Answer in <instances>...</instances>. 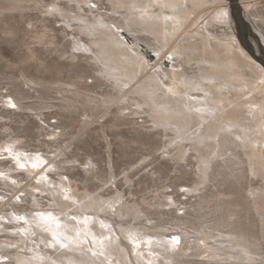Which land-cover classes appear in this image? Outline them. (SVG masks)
Instances as JSON below:
<instances>
[{"label":"rangeland","instance_id":"obj_1","mask_svg":"<svg viewBox=\"0 0 264 264\" xmlns=\"http://www.w3.org/2000/svg\"><path fill=\"white\" fill-rule=\"evenodd\" d=\"M40 1H43L42 4L44 7L40 8V10L32 6L21 9L19 7L20 5H24V3L18 2L16 3V9L0 12V171L2 172H0V209H5L4 211L0 210V213L2 212V214H0V219L2 220L1 217H4L0 223L2 222V224L5 223L6 225V227L0 225V245L4 244L5 246L3 247H6L3 248L2 245L0 246V257L4 253H14V250H23V252H27L25 248L28 244H32L31 240L37 235L42 236V234H44L43 236L49 237L48 239H53L52 247L48 245L47 247L49 249H45L49 254L54 250V253L51 254L53 258H56L55 256L57 254L55 255V253H57L56 250H58L59 247V252L64 248L65 250L68 249L66 252H58V255L67 254L69 245L70 247L73 245L77 246L74 244L75 241L80 242L81 244H79L82 245V248H84V246L87 247L84 249V252L87 251L86 253H88L90 250L88 255L92 257L98 255L102 258H104V252L107 251L106 254H109L107 250L109 246L115 247V244H122L121 242H123L130 246V248L134 246L131 248L132 251L135 249L134 252L140 251V249L143 250L144 253H146V255L144 253V255L142 254V256H146L144 260L145 264H157L158 260L159 264L160 261L162 264H166V261L162 260V253L164 254V251H159L157 243H161L160 245L168 247V250L172 252L173 250H178L180 240L175 242L174 240L176 238L172 237L171 239L168 238L169 242L167 239H162L163 241L161 239L159 241L153 239L154 241H152V239L149 238L145 239L142 234L143 232L135 233L138 237L135 238L136 235L130 232V228L133 225H136L137 228L143 226L151 228L152 226L155 227L157 224H160L159 226L161 227L172 226V224L175 223L174 218L176 216L196 222V216L199 213L189 207L192 203H196L197 200H199V192L194 194L191 192L190 194V192H186V190L189 191L187 188L194 187L202 189L204 192H200L201 195H217L220 191H232L233 181L226 176L223 178L224 175L228 173V169L215 165L216 161H213V166L212 163L210 164L211 167L209 166V172H213L214 175H211L210 179L206 181L201 180L200 176L196 173L197 168L195 164L197 163V159L195 156L197 152L193 150L192 142L190 140H185L183 141V145L182 143L179 144L181 147H179V145L175 146L174 142L172 143L174 145L170 144L168 140L170 136L167 137L164 134L172 133V131L164 133L161 127L158 128L154 126L152 119L142 110L140 111L141 113L137 115L134 114L133 117H130L129 115L127 116V114H130L131 110L117 111L115 106L113 107L115 110L113 108H111V110L118 113L115 117H117V119L119 117L121 118L119 119L121 126L113 127L114 129H112V127L109 128V124H107L104 130L101 128V123L107 122L110 118L109 115L100 118L102 110L106 107V105L102 104V96L105 93H116L118 85H123V90H127L131 85H134L137 78L140 77L141 73H138V77L136 79L133 78V73L139 68L138 65L143 66L144 70L141 72L146 74V70H149V68H147L149 67L148 64L154 62V59L150 61L151 59L148 58V61H145L141 57L132 54L125 37L123 35H117L118 30L113 22L120 21L124 27L126 26L125 29H120V31L127 34V28L130 22L136 25L145 22L157 24L159 23V19H157L154 14L152 15V13L150 16L140 15L141 13L138 11L130 13L127 3H118L120 0H93L94 3L91 2L92 0H90V2L89 0ZM4 2L11 5L15 3L13 0H0V5H6ZM28 2L25 1L27 5H31V2L29 4ZM52 2L65 4L73 10L72 14L70 13L66 16H60L57 13L51 14V12L47 11L46 5ZM250 2L251 6H253V16L258 20V27L264 34V0H250ZM72 4L76 5H74L75 8ZM90 7H92L93 10L92 8L90 9ZM74 11L82 15L79 17L80 14L78 13L77 15L76 12V14L73 15ZM92 11L94 13H92ZM99 13L100 15H98ZM216 13L217 11L210 9L208 12L201 15L200 18L197 19L196 27L194 28H198L197 25L205 26L208 24L211 15L216 18L213 24L214 22L217 24L220 23L218 18L219 14ZM104 14L107 16L103 19ZM85 15L89 17L92 16L91 21H104L105 23L107 17L111 21L106 19L108 23L106 21L105 25L101 23L96 27H90L89 31H82L80 26L91 24V21L85 22V20H88L85 18ZM97 15L98 17H94ZM182 15L183 14H181V17ZM219 26L218 24L214 28L211 26L209 28L212 31L215 29L216 34H220L222 28ZM78 35L80 36L78 37ZM194 35H196V33ZM44 37H46L47 40H41ZM196 37L198 36L196 35ZM198 38L200 39V36ZM91 39L92 42H90ZM187 46L188 45H186V47ZM195 47L199 52L193 57V63L196 60H203L206 64H212L213 66L218 63H226L232 57V55L225 54L224 45L215 52H212L210 47H205L201 43H197ZM83 48L85 49L83 50ZM72 54L76 55L77 58L73 57ZM90 56L91 59L89 58ZM190 66L192 68L197 67L196 65ZM190 66L188 65V67ZM221 68L224 71L223 66ZM209 72L216 75L221 73L219 68L218 70L212 69ZM151 73H153V71ZM184 78H186L185 75L179 73L175 81L167 83L166 80L168 79L166 78L160 80L157 76H154L153 80L151 75H147L146 78L140 82L142 85L140 83L135 85L131 89V93L139 97V95H142L144 89L147 91L148 87H150V91L155 97L164 99L173 98V101L178 100L185 102L184 91L186 90L183 84H181L184 82ZM124 79H127L128 83L127 80ZM187 79H193L195 83L203 82L202 85L213 94H218L220 92V85L216 83L212 82L211 84V82L208 83V81L201 82L200 78L193 77ZM73 84L79 85V87L76 85V88H78L82 94L80 92V95H78V92L73 93L76 92ZM139 85L140 87H138ZM176 90H178V92ZM75 94L77 96H75ZM69 95L78 97L79 99L82 98L80 101L79 99L74 100L79 101L78 104L80 107L83 105L81 104L82 101H84L83 99H86L83 102L84 105L86 101H88L86 103L87 105H85V109L84 107L81 109L83 113L79 110L82 114L79 111H74V113L68 109H64L65 103L63 104L64 101L60 100V98L62 99V96L63 98H70L71 96ZM87 95H91L90 97L88 96L90 100H88L89 98ZM92 96L96 97V100H93L91 98ZM244 96L246 97L243 99ZM252 97L253 96L240 93L239 99L235 102L230 104L224 103L226 115H235L237 119L242 117L241 119H244V121L250 116L249 120L247 119V122H245L248 126L254 124L255 122L252 116L247 115L249 114L248 103L250 99H253ZM254 97L257 101L262 99L261 95H255ZM12 98L18 99L22 106L20 105L18 107L17 105H13L11 103ZM73 99L74 98L71 100ZM90 103H94L95 107L99 108L92 109L94 105ZM98 103H101L99 105L102 106L97 105ZM88 108V112H90L85 113V115L84 112ZM93 110H95V112ZM92 111L93 113H91ZM124 113L127 118L124 116ZM89 114H91V117ZM94 114H98L100 117L97 118ZM92 117H96L97 120L99 119L98 122L91 124L86 130L87 132L80 133L78 129L80 123L77 122L84 119L93 120L94 118ZM241 119L240 121H242ZM119 134H122L123 137ZM201 134H205V131ZM199 135L200 134H197V136ZM125 141L127 143H124ZM184 144L186 145L185 148L182 147ZM166 145L170 148V153H164V151H166L164 146ZM198 152L201 155H205L208 149L205 148L204 145H201L198 147ZM194 153L195 156L191 158V154ZM256 155L257 157L259 155V157L256 158V166L259 169V175L249 178V183L252 188L260 190L259 185L264 183V163H262V155ZM45 157L46 160L44 161ZM18 158H20V161ZM21 158L24 161H22ZM197 158L199 159V155ZM48 159H54V162L59 165V168L52 169L51 171H49V168H46L45 171L48 174L47 178L46 176H44V178L47 180L45 182L43 178L40 182L38 179L41 177L36 176V173L46 167L48 164L47 162H49ZM22 162L25 164L23 165ZM16 163H18L17 166ZM24 166H26V168ZM12 167L16 168L11 172L10 168L13 169ZM26 169L32 170L33 173H27ZM194 171L196 172L194 173ZM8 172L10 173L8 174ZM7 176H10L11 179ZM214 177H216V179ZM222 183H224V185ZM214 184H216V187ZM216 188L219 191L216 192ZM220 188L223 189L221 190ZM5 196H8V199L11 198V205L6 207L3 206L4 201L8 200ZM3 197L5 198L3 199ZM32 197H34V199ZM174 200L178 201L177 204L179 205H173ZM38 201L40 203H38ZM181 202L184 204L181 205ZM122 203H124V205ZM12 204L15 211H18L16 212L19 214V217L13 214ZM178 206H181L182 209L179 212L176 210ZM41 213H43V215H41ZM71 213L75 214V217ZM28 214L29 216L31 215V218ZM64 215L73 216L71 217L72 219L70 217L69 219L78 224L81 223L79 224L82 227L81 230H76V232L74 231L75 229L70 230L69 228L63 231L64 224L60 222V219L61 217L63 218ZM90 215H92V217ZM81 216L86 217L81 218ZM95 217L96 220L94 219ZM99 217L110 218L112 219V223H106V225ZM86 218L87 220L85 221ZM77 220L79 221L77 222ZM31 221H33V223ZM30 222L32 224H30ZM20 223H22V225ZM116 224L117 226H115ZM18 225L23 227L29 225L30 231L29 229L22 231L19 227L17 228ZM2 226L6 228V231H3ZM38 226H43L44 229L43 227L38 228ZM52 226H55L54 229ZM92 226L97 227L96 233L91 230ZM108 226L111 228V231ZM112 226H114V229ZM49 228L51 231L54 230L55 233L57 232L58 236L54 234V231H52L53 235H51ZM45 229L48 230L45 231ZM126 229H129V234H126L128 233ZM32 230L40 231L36 233V231ZM152 230L156 231V229H150L149 232H147V230L146 233H151ZM101 232L104 233V236L102 235L103 237L101 236ZM108 232L110 233L107 234ZM83 233L86 235L84 236ZM18 234L21 237L23 234L27 244L25 241L22 242L20 240ZM68 234L70 236H68ZM96 234L97 237H100L95 238ZM165 234L169 235L170 233ZM125 235L128 236V238L125 237ZM130 235H133V237H130ZM82 236L84 238H82ZM17 238H19V240ZM28 238H30V240ZM104 240L105 244L103 243ZM19 241L20 243H18ZM66 242H68V244H66ZM151 242L152 244L153 242L155 243L152 245ZM147 243H149V245H147ZM14 244L16 245L14 246ZM54 244L58 246L57 248L55 247L56 250L53 248ZM90 244H92V246H90ZM107 244L110 245L107 247ZM22 245H24V248ZM35 247L34 250L36 249L35 251H37L38 247ZM50 248L53 250H50ZM153 248L157 250L154 255L151 252ZM201 251L202 250L190 251L188 254L192 256L189 255L183 259L187 264H212L206 260V254L197 256ZM134 252L131 254L132 256H135ZM157 252L162 256L156 255ZM68 253H70V251ZM113 253L119 256H116V261H114L115 255H108V259H110L108 260L110 263L107 262L108 264H126V262L130 264L129 256L124 258L125 255H122L120 249L118 251V249L115 248ZM148 254L151 257H149ZM83 256L86 257L85 254ZM112 257L114 258L111 259ZM157 257L162 259L160 260L158 258L156 262L154 258ZM119 261H121V263ZM1 262L12 263V261L8 259L4 261L0 259V264ZM171 264H173V262H171Z\"/></svg>","mask_w":264,"mask_h":264},{"label":"bare ground","instance_id":"obj_2","mask_svg":"<svg viewBox=\"0 0 264 264\" xmlns=\"http://www.w3.org/2000/svg\"><path fill=\"white\" fill-rule=\"evenodd\" d=\"M1 1H3V0H1ZM13 1L15 3L14 2H11V3H14L15 5L14 4H12V5L6 4L5 2L4 3L6 5H4V4L0 5V12H4V11L6 12L8 10L12 11V9H16V3H18V2L24 3V5H20L19 8H21V9L28 8L29 6L35 7L36 9H39V10H40V8H44L43 4H42L43 1L41 2L40 0H13ZM25 1H27V2L30 1L31 5H27L25 3ZM6 2H8V1H6ZM30 2H28V4ZM89 2H90V0H89ZM91 2H93V0ZM118 3H121V4L127 3L128 7H129L128 11L130 13H134V12L138 11L141 13L140 15H145V16H147V15L150 16V14L152 13V15L154 14L155 17L157 19H159V23H157V24L145 22V23L136 25L133 22H130V25L128 24L127 34L123 31H120V29L121 30H123V28L125 29L126 26L124 27V25L120 21L113 22L115 24L117 30H118L117 35L118 36L123 35L125 37L127 43L129 44V50L132 54H134L137 57H141L145 61H148L147 60L148 58L151 59L150 61H152V59H154V62L152 64L147 63L149 65V67H147L145 65L147 68H149V70L146 68L147 69L145 72L146 74L142 73L143 72L142 70H144L143 66L138 65L139 68H138V70H136L133 73V78L136 79L138 77L137 76L138 73H141L140 77L137 78L136 83L134 85H131L130 88H128L127 90H125V91L123 90V85H118V89H117L116 93H105L102 96V99H101L102 104L106 105V107L102 110L101 117L98 114L97 115L94 114V115L97 116V118L98 117L103 118L105 115H107V116L109 115L110 118L107 120V122L101 123V128L104 130L107 127V124H109V128L112 127V129H114L113 127L121 126L119 123V119H121V118L119 117L117 119V117H115L118 113L113 112L111 110V108H113L115 106L117 108V111H119V110H131V113L127 114V116L129 115L130 117H133L134 114L137 115V114L141 113L140 111L142 110L144 113H147L148 116L152 119L154 126H156L158 128L161 127L163 129L164 133H166L168 131H172V133L164 134L167 137L170 136V138H168L170 144H172L174 142L175 146H177L181 143L183 145V141H185V140H190L192 142L193 150L195 152H197L198 154L196 153V156H195V153H194V154H191V156L190 155L189 156L191 158H193L195 156V158L197 159V163L195 164L196 168H197V172L194 171V173L196 172L200 176L201 180L206 181V180L210 179L211 175H214L213 172H209V166L211 163L213 166V161H216L215 165L222 166V167L228 169V173L225 174L223 178H225V176H226L227 178L232 179L231 181H233L232 191H223V192L220 191L217 195H205V194L201 195L200 192L201 193L204 192V191H202V189H198V188H194V187H190V188L188 187L187 188V189H189V191L186 190L187 193L190 192V194H191V192H192L194 194V193L199 192V194H198L199 200H197L196 203H192L189 207L190 209H194L196 212L199 213L196 216V219H197L196 222L190 221L187 219H183L182 217L176 216L174 218L172 216L174 218V221H175V223L172 224V226H162L161 227V226H159L160 224L159 225L157 224L158 226L157 225L155 227L152 226L151 228H148L147 226L137 228L136 225L135 226L133 225L132 227L130 226L131 227L130 232L132 234H135L137 232H141V233L143 232L142 233L143 237L145 239L146 238L152 239V241H154V240L159 241L160 239L161 240L162 239L168 240V238L171 239L172 237L176 238L174 240L175 242H177V240L178 241L180 240L178 250L177 251L171 250L172 252H170L168 250V247H164V245L163 246L160 245L161 243L160 244L157 243V248H159L160 252H161V250L164 251V254L162 253V255H163L162 256L159 252H157L156 255L157 254H158V256L161 255L163 258V259L162 258L161 259L166 261V264H171V262H173V264H187L183 258L188 257L190 255V254H188V252L198 251V250H202V251L200 253H198L197 256H200L202 254H206V260L208 262H211L212 264H264V241H263V237H264V235H263V233H264V183L262 185H259L260 190H258V189L256 190V188H252L251 184L249 183V178H253V177H256L259 175V169L256 166V158H258L259 155L257 157L256 154L262 155L261 156L262 158L261 157L260 158L262 159V163H264L263 162L264 161V69L258 63H256L240 46L239 41L237 40V38L235 36L233 24H232V21L230 19L228 2L226 0H120V1H118ZM239 3L244 10V15H245L248 23L258 33V35L261 38L262 43L264 44V34H263V31L258 27V24H259L258 20L253 16V13H252L253 6H251L250 0H239ZM74 5H73V7H74ZM46 7H47V11L51 12V14L57 13L60 16H66L67 14H70V13L72 14V12H73V10L70 7H67L65 4H62V3H55V2L53 3L52 2L49 5H46ZM91 8L92 7H90V9ZM82 9H83V6H82ZM210 9H214L219 14L218 18H219L220 23H218V24L220 25L219 27L222 28V30L219 29L220 34H216L215 29H214V31H212L209 28L210 26L212 28H214L215 26L218 25L216 22H214V24H213V21H215L216 18L212 17V15L210 16L208 24H206L205 26L204 25H202V26L197 25L198 28H196V29L194 28V27H196L195 25H196L197 19H199L201 15L205 14ZM92 10H93V8H92ZM75 12L76 11H74L73 15L76 13L78 15L79 12H76V13ZM92 13H94V12L92 11ZM181 14H183L182 17H181ZM81 15L82 14H80L79 17ZM98 15H100V13ZM98 15L94 16V17H98ZM105 16H107V15L104 14L103 19ZM91 17L85 15V18L88 19L87 21L85 20V22L91 21ZM83 19H84V15H83ZM106 19H108V21L110 20L108 17ZM106 19H105V23L107 21ZM146 19H148V18H146ZM108 21H107V23H108ZM101 23L103 25L104 21L103 22L91 21V24L82 25V26H80V29L82 31L83 30L89 31L90 27H92V28L96 27ZM105 23H104V25H105ZM67 25H68V23H67ZM115 26H113V27H115ZM257 28L260 31H258ZM114 30H115V28H114ZM195 33L198 37L200 36V39L198 37H196V35H194ZM79 36L80 35H78V37ZM40 38H42V37H40ZM120 38H122V37H120ZM44 39H46V37H44L41 40H44ZM80 40H81V37H80ZM48 42H50V41H48ZM90 42H92V39ZM197 43H201L205 47L206 46L210 47L212 52L219 50V48L222 45H224L225 51H226L225 54L226 55H232V57L226 63H223V64L218 63V64H215L213 66H212V64H206L205 62H203V60L202 61L196 60L193 63V57L195 56L196 53L199 52L198 49L195 47V45ZM186 45H188V46L186 47ZM84 49L85 48H83V50ZM117 50H118V48H117ZM201 53H202V51H201ZM72 56L76 57V55H74V54H72ZM89 58L91 59V56ZM218 60H220V59H218ZM110 62H112V61H110ZM218 62H220V61H218ZM127 63H128V61H127ZM131 63H132V61H131ZM129 64H130V62H129ZM188 65L189 66L190 65H196L197 67L192 68L191 66L188 67ZM222 66H223L224 71L221 68ZM116 67H118V66H116ZM218 68L221 71L220 74L216 75L212 72L211 73L209 72L212 69L218 70ZM78 69H80V68H78ZM121 69H123V68H121ZM152 71H153V73H151ZM179 73H183L186 77V78H184V82L182 81L183 83H181V84H183V86L185 87V90H186V91H184L185 92L184 93L185 102L178 101V100L173 101V98L172 99H164V98L155 97L151 93L150 87H148L147 91H145V89H144L142 92V95H139V97L134 96L131 93V89L135 85L139 84L144 78H146L147 75H151L153 80H154V76H157L160 80L166 78L168 80H166V79L165 80L168 83L170 81H175V78L178 76ZM190 77L198 78V79L200 78L201 82L202 81H208V83L211 82V84H212V82L216 83V84L220 85V87H219L220 92L218 94L216 93L217 95L213 94L211 91L207 90L202 85L203 82L202 83H200V82L195 83L193 81V79L192 80L187 79ZM80 78H82V77H80ZM124 80H127V79H124ZM132 81H133V79H132ZM166 81H165V83H166ZM127 83H128V80H127ZM73 85H74V88L76 91L73 93L78 92V95H80L81 92L78 90V88H76L77 84H73ZM218 85H217V87H218ZM77 86L79 87V85H77ZM70 87H72V86H70ZM138 87H140V85ZM68 88H69V86H68ZM176 91L178 92V90H176ZM240 93L253 96L252 97L253 99H250V101L248 103L249 104L248 105L249 106L248 107L249 108V112H248L249 114H247V115L248 116L251 115L252 118L254 119L255 123L251 124L249 126L246 123L247 122L246 120L247 119L249 120L250 116H249V118H247L245 120L246 121L245 122L244 119L243 120L241 119L242 118L241 116H240L241 118L240 117L239 118L242 121H240V119L235 118V115L230 116V115H226V113H225L226 108L224 106L225 105L224 103L230 104V103L235 102L237 99H239L238 97L240 96ZM255 95H261L262 99L260 101H257L254 97ZM66 96H68V95H66ZM66 96H64V97H66ZM69 96H71L74 99L71 100L72 99L71 97L70 98H67V97L63 98V96H62V99L60 98V100L64 101L63 104L65 103V107L63 106L65 110L68 109L71 112H74V111L77 112V111L81 110L83 107L85 109V107H86L85 105H87L86 103L88 101H86L85 105L83 102L86 99H83L84 101H82V103H81L84 106L82 105V107H80L78 102L82 98L79 99L78 97H75V96H77L76 94H75V96H72V95H69ZM88 96L90 97L91 95H87V97ZM245 97L246 96H244L243 99ZM91 98L93 100H96V97H94V96H92ZM76 99L77 100L79 99V101H74ZM88 100H90V98ZM11 103L15 106L17 105L18 107L21 105L19 100L16 98H12ZM90 104H92V103H90ZM99 104H101V103H98L97 105H99ZM92 105H94V103ZM99 106H102V105H99ZM98 108L95 107V105H94V108H92V109H98ZM240 108H241V106H240ZM88 110H89V108L86 109L87 112L85 111L84 114L89 113L90 111L88 112ZM93 111L95 112V110H93ZM93 111L91 113H93ZM81 112H82V110H81ZM71 114H73V113H71ZM131 114H132V116H131ZM89 116L91 117V114H89ZM124 116H126L125 113H124ZM127 116H126V118H127ZM92 118H94V117H92ZM124 119H125V117H124ZM98 120L96 119V117L93 120H87V119H84L81 121L78 120V121H80V122H77V123H80L78 126L80 133L87 132L86 130L88 129V127L95 122L97 123ZM193 129H194V131H193ZM203 131H205V134L202 135L201 133ZM197 134H200V135L197 136ZM119 135L121 136L122 134H119ZM121 137H123V135ZM124 143H127V142L125 141ZM174 144H172V145H174ZM201 145H204L205 148L208 149V152L205 155H201L198 152V147ZM185 146L186 145L184 144V146H182V147L185 148ZM179 147H181V146L179 145ZM164 148L166 149V151H164V153H170V148L168 147V145L164 146ZM11 149H13V148H11ZM10 152H11V150H10ZM184 152H186V151H184ZM15 154H17V153H15ZM198 155H199V159L197 158ZM19 159L20 158H18V160ZM12 160H14V159H12ZM21 160H22V158H21ZM45 160H46V157L44 158V161ZM22 161H24V160H22ZM259 161H261V160H259ZM22 163H23V165L25 164L24 162H22ZM22 163H21V165H22ZM47 163L48 164L46 165L45 168H43L42 170H40L36 173V176L41 177L39 179L37 178L38 181H40V182L43 180L44 176H46V178H47L48 173H46V171H45L46 168H49V171H51L52 169H55V168H59L58 167L59 165L54 162V159H50L49 162H47ZM17 165H18V163H16V166ZM24 167L26 168V166H24ZM15 168H13V169L10 168V171L11 172L14 171ZM22 170H24V169H22ZM26 172L29 174L33 173V171L30 169H26ZM9 173L10 172H8V174ZM219 175H223V174H219ZM14 176H17V175H14ZM7 177L10 178V176H7ZM214 178L216 179V177H214ZM49 179H50V177H49ZM46 180L44 178L43 181L46 182ZM220 180H222V179H220ZM223 181H225V180H223ZM263 182H264V180H263ZM216 183H218V182H216ZM222 184L224 185V183H222ZM42 185H43V183H42ZM214 185L216 187V184H214ZM217 191H219V190L217 189L216 192ZM184 194H186V193H184ZM5 197H3V199ZM32 198L34 199V197H32ZM5 201L3 204L4 207L11 205V203H10L11 198H9L6 202ZM38 203H40V202L38 201ZM177 203H178V201L174 200L173 205H176ZM122 204L124 205V203H122ZM183 204L184 203L181 202V205H183ZM121 205H119V206H121ZM170 205H172V204H170ZM177 205H179V204H177ZM60 206H61V204H60ZM113 206H114V204H113ZM111 207H112V204H111ZM10 208H11V206H10ZM4 210H1V211H4ZM176 210L178 212L180 210H182L181 206L180 207L178 206V208ZM16 211L13 208V204H12L13 214L16 216L18 215V217H19V214L17 213L18 211L17 212ZM111 211H112V208H111ZM110 213H112V212H110ZM0 214H2V212ZM71 214L75 217V214H73V213H71ZM41 215H43V213H41ZM70 215H64L63 218L61 217L60 222H62L64 224V227L62 230L65 231L66 229H69V228H70V230L75 229L74 231L81 230L82 227H81V225H79L81 223L78 224L75 221L71 220L72 219L71 217H73V216L70 217ZM28 216H29V214H28ZM45 216H46V214H45ZM87 216H88V214H87ZM90 216L92 217V215H90ZM33 217H35V216H33ZM40 217H42V216H40ZM69 217L71 219H69ZM84 217H86V216H84ZM84 217L81 216V218H84ZM1 218H2V220L4 219V217H1ZM23 218H24V216H23ZM38 218H39V216H38ZM99 218L101 219V221L103 220L104 221L103 223H105V224L106 223H112V219H110V218H101V217H99ZM25 219H27V218H25ZM42 219H44V218H42ZM94 219L96 220V217ZM94 219H92V220L95 221ZM2 220L0 219V221H2ZM8 220H9V218H8ZM86 220H87V218L85 219V221ZM33 221H31V222L33 223ZM78 221L79 220H77V222ZM31 222H30V224H32ZM34 223H35V221H34ZM20 224L22 225V223H20ZM117 224L115 226H117ZM0 225H4L6 227L5 223L2 224V222H1ZM24 225H26V224H24ZM5 227H3V231H6ZM18 227L22 231L29 229V225L24 226V227L18 225L17 228ZM41 227H43V226H38V228H41ZM54 227L52 226L53 229H54ZM88 227H90V226H88ZM113 227L114 226H112V228ZM159 227H160V230H159ZM50 228H49V232L51 231ZM108 228H110V227L108 226ZM14 229H16V228H14ZM43 229H44V227H43ZM96 229H97L96 226H92V228H91V230L94 232L96 231ZM150 229H156V231L152 230L153 232L151 231V233H146V231L148 230L147 232H149ZM40 230H37V231L32 230V231H36V233H37ZM47 230L45 229V231H47ZM56 230H59V229H56ZM88 230H89V228H88ZM128 230L126 229V231L128 232L126 234L130 233ZM29 231H30V229H29ZM52 231H54V230H52ZM52 231H51V235H53ZM110 231H111V228H110ZM164 232L170 233V234L166 235ZM32 233H34V232H32ZM84 233H83V235H84ZM109 233L110 232H108L107 234H109ZM40 234H42V233H40ZM54 234L57 235V232L55 233V231H54ZM43 235L44 234H42V236L37 235L35 238H33V239L31 238L32 244L31 243L28 244L27 247L25 248V250L27 249L26 250L27 252H23V250H20V251H22V252H20L16 249L17 251L14 250V253L12 252V254H5V253L2 254V256L0 257L1 261L8 259L9 261L11 260L12 263L1 262V264H108L107 262H109L108 260H110V259H108V255H115L113 253V250L115 248L118 249V251H119V249L122 251V255L123 254L125 255L124 258L129 256V263L130 264H145L144 260L146 259V256H142L144 251L140 249V251H136L137 252L136 253V252H134L135 249L133 251L131 250V248L134 246H132L130 248V246H128L127 244H124L123 242H121L122 244H120V243H118L117 245L115 244V247L109 246V249H107L109 254H106L107 251L104 252L103 253L104 258H102L98 255H94L95 252L93 255L96 257H92L91 255H88L90 250L88 253H86L87 252L86 250H85L86 252H84V249L87 247L84 246V248H82L81 247L82 245H80L81 243L76 242L75 240H73V241H75L74 244L77 246H74L72 244L73 243L72 242L71 244L73 246H71V247H70V245L68 246L69 247L68 252L70 251V253L67 252V254L65 253V254H59L58 255V252H59L58 250L60 247L58 248V250H56V248L58 246H55V244H54L53 248L56 247L55 250L57 253H55V255L56 254L57 255L55 256L56 258H53V256H51V254L54 253V250L50 248V250H53V252L50 254L48 253L47 250H45L48 248L47 247L48 245L52 247V244H53L52 240L53 239L50 240V239H48L49 237L47 238ZM102 235L104 236V233L101 232V236ZM68 236H70V235L68 234ZM88 236H89V234H88ZM131 236L133 237V235H130V237ZM139 236H140V233H139ZM43 237H45L46 239ZM99 237H97V234H96L95 238H99ZM125 237L128 238V236H126V235H125ZM19 238L22 242L25 241L23 234H22V237L19 235ZM19 238H17V239L19 240ZM82 238H84V237L82 236ZM118 238L121 239L120 237H118ZM135 238H138L137 235ZM28 239L30 240V238H28ZM55 239H56V237H55ZM62 241H64V240H62ZM149 241H151V240H149ZM168 242H169V240H168ZM171 242H173V241H171ZM18 243H20V241ZM103 243L105 244V240ZM154 243L155 242H153V244ZM16 244H14V246ZM26 244H27V242H26ZM66 244H68V242H66ZM151 244H152V242H151ZM78 245H80V246H78ZM108 245H110V244H107V247H108ZM147 245H149V243H147ZM3 246H5V245L3 244L2 247ZM35 246L38 247L37 251H35L36 249L34 250ZM90 246H92V244H90ZM11 247H13V246H11ZM16 247H18V246H16ZM16 247H14V248H16ZM19 247H20V245H19ZM22 247L24 248V245H22ZM3 248H6V247H3ZM140 248H141V246H140ZM67 249L65 250V248H64L62 251L66 252ZM92 249H94V248H92ZM155 249L153 248L151 250L153 255L157 251ZM28 250H29V252H28ZM6 251H9V250H6ZM62 251H60V252H62ZM93 251L98 252L99 250H93ZM133 252L135 253V256L131 255V254H133ZM84 254L86 255V257L83 256ZM144 254L146 255V253H144ZM116 256H119V255H115L114 261H116ZM148 256H149V254H148ZM190 256H192V255H190ZM149 257H151V256H149ZM113 258L114 257H112L111 259H113ZM118 258H121V257H118ZM158 258L159 257L154 258V259H156L155 260L156 262H157ZM119 262L121 263V261H119ZM121 264H124V263H121ZM126 264H127V262H126ZM157 264H159V260H158ZM160 264H162L161 261H160Z\"/></svg>","mask_w":264,"mask_h":264},{"label":"water","instance_id":"obj_3","mask_svg":"<svg viewBox=\"0 0 264 264\" xmlns=\"http://www.w3.org/2000/svg\"><path fill=\"white\" fill-rule=\"evenodd\" d=\"M234 33L242 49L264 69V44L248 23L239 0H226Z\"/></svg>","mask_w":264,"mask_h":264}]
</instances>
